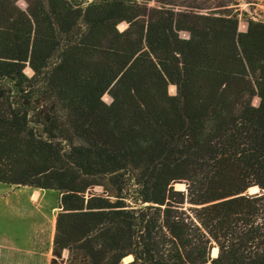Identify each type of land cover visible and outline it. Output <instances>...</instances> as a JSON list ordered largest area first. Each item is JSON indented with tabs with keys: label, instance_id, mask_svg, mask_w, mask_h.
Listing matches in <instances>:
<instances>
[{
	"label": "trees",
	"instance_id": "trees-1",
	"mask_svg": "<svg viewBox=\"0 0 264 264\" xmlns=\"http://www.w3.org/2000/svg\"><path fill=\"white\" fill-rule=\"evenodd\" d=\"M18 1L0 0V182L60 193L50 264H264V22Z\"/></svg>",
	"mask_w": 264,
	"mask_h": 264
},
{
	"label": "rangeland",
	"instance_id": "rangeland-1",
	"mask_svg": "<svg viewBox=\"0 0 264 264\" xmlns=\"http://www.w3.org/2000/svg\"><path fill=\"white\" fill-rule=\"evenodd\" d=\"M74 4L86 6L91 2H99L103 0H69ZM141 5L149 7H165L176 11L205 3L206 6L215 8V12L234 13L238 17L239 31H247L248 20L254 19L264 22V0H251L252 3L246 0H131ZM237 2L238 4H234ZM18 5L25 9L27 3L25 0H19ZM226 5V6H225ZM205 11V10H203ZM128 27L126 22L119 25L120 30ZM182 37H189V33L182 31ZM28 75H32V69L26 68ZM169 92L171 95L176 94V87L170 85ZM104 100L111 103L112 98L109 94L104 95ZM253 104L258 105L259 97H254ZM179 184V183H178ZM175 184L176 189H186L184 186ZM183 187V188H181ZM260 188H258L259 190ZM32 188L29 186H19L0 182V264H46V254L48 251H43L39 255L38 260L31 252L34 248L31 247L30 240L25 242L29 236H36L40 233L45 235V241L42 243L46 248L52 243L56 227V218L59 213V198L60 193L55 190H47L43 193L42 201L30 194ZM100 190V189H98ZM256 190V191H258ZM256 192L255 190H251ZM260 191V190H259ZM258 191V192H259ZM29 196V197H28ZM17 239V240H16ZM64 256H68V252H64ZM51 257V255H50ZM133 259V256H132ZM124 259V262L132 260Z\"/></svg>",
	"mask_w": 264,
	"mask_h": 264
},
{
	"label": "crops",
	"instance_id": "crops-1",
	"mask_svg": "<svg viewBox=\"0 0 264 264\" xmlns=\"http://www.w3.org/2000/svg\"><path fill=\"white\" fill-rule=\"evenodd\" d=\"M30 188H32L30 194H33V196L37 199L38 202L42 201L43 193L47 192V190L40 189V188H35V187H30ZM54 234H55V232H54ZM53 239H54V236H53ZM29 240H30L31 247L34 248L33 251H29V252H31L32 255H35L36 259L38 260L37 257H39V255L42 254V252L44 250L48 251L47 254H46L45 263L46 264H50L51 263V259H52L53 241L48 246V248H46L45 245L42 244L45 241V235H43L42 233H40V234H38L36 236L27 237L25 242L28 243ZM50 255H51V257H50Z\"/></svg>",
	"mask_w": 264,
	"mask_h": 264
},
{
	"label": "water",
	"instance_id": "water-1",
	"mask_svg": "<svg viewBox=\"0 0 264 264\" xmlns=\"http://www.w3.org/2000/svg\"><path fill=\"white\" fill-rule=\"evenodd\" d=\"M259 191V190H258ZM258 191H256V192H253V191H251V187L246 191V193H248V194H254V193H257ZM218 255H213L212 253H211V258L213 259V258H216Z\"/></svg>",
	"mask_w": 264,
	"mask_h": 264
},
{
	"label": "bare ground",
	"instance_id": "bare-ground-1",
	"mask_svg": "<svg viewBox=\"0 0 264 264\" xmlns=\"http://www.w3.org/2000/svg\"><path fill=\"white\" fill-rule=\"evenodd\" d=\"M216 255H218V254H216ZM215 256V255H214Z\"/></svg>",
	"mask_w": 264,
	"mask_h": 264
}]
</instances>
